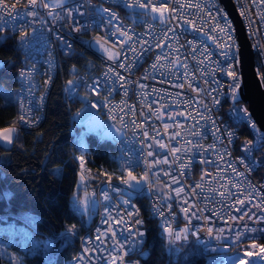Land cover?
<instances>
[{
  "label": "built area",
  "instance_id": "1",
  "mask_svg": "<svg viewBox=\"0 0 264 264\" xmlns=\"http://www.w3.org/2000/svg\"><path fill=\"white\" fill-rule=\"evenodd\" d=\"M232 1L264 90V0ZM125 3L135 0H36L35 5L31 0H0V16L10 20L0 33L19 54L17 119L11 125L17 133L43 120L60 59L76 55L80 65L68 67L62 84L64 99L80 103L70 125L78 135L102 139L105 130L117 135L114 177L98 170L87 179L85 156L75 154L77 183L69 206L80 227L45 236L43 244L51 246L63 237L77 240V250L64 264H142L148 252L146 234L138 235L145 228L135 200L144 198L159 223L167 258L194 243L203 264H264V252L252 247H264V232L252 231L264 229V175H255L264 164L253 163L264 161V141L257 147L264 133L238 88L237 100L231 99L233 77L228 72L235 73L239 86L241 75L230 18L218 0H152V6L168 9L164 22L151 7L135 11ZM17 13L23 20L14 18ZM22 27L30 41L26 46L20 40ZM104 49L119 53L117 60L108 59ZM82 109L94 115L93 127ZM244 145L252 149L250 157L241 150ZM129 173L143 177L145 184L134 189L122 183ZM122 237L129 238L123 247ZM133 239L142 243L126 254Z\"/></svg>",
  "mask_w": 264,
  "mask_h": 264
},
{
  "label": "trees",
  "instance_id": "2",
  "mask_svg": "<svg viewBox=\"0 0 264 264\" xmlns=\"http://www.w3.org/2000/svg\"><path fill=\"white\" fill-rule=\"evenodd\" d=\"M76 55L60 59L56 79L52 83L43 120L34 128L21 130L10 148L0 146V228L8 223L21 224L42 240L55 237L65 228L79 229L71 212L70 196L77 183L78 164L75 154L82 152L91 176L101 171L117 174L113 141L85 134L83 152L74 140L77 128L70 125V116L78 110V101L70 102L62 95V84L71 65L79 66ZM19 54L11 40L0 33V129L17 119L15 96L5 98L2 89L14 91L19 68ZM256 176L264 175L259 167ZM144 219L145 244L148 252L142 264H203V254L194 243L178 247L172 258L163 251L158 221L151 217L144 198L135 200ZM28 217L31 222L24 218ZM28 249L20 255L23 264H64L77 250V240L56 239L51 246ZM12 246L11 250H16ZM0 264H8L0 251Z\"/></svg>",
  "mask_w": 264,
  "mask_h": 264
},
{
  "label": "snow or ice",
  "instance_id": "3",
  "mask_svg": "<svg viewBox=\"0 0 264 264\" xmlns=\"http://www.w3.org/2000/svg\"><path fill=\"white\" fill-rule=\"evenodd\" d=\"M159 2L161 3H167V0H159ZM36 3V0H31V4L32 5H35ZM48 5L45 4V7H47ZM125 6L128 7V8H149L151 7V10L153 13H158L159 14V19L161 22H164L166 19H168L169 17L166 15L167 12H168V9L166 8H161V7H154L152 6V0H135V3L134 4H131V3H125ZM104 11H108L107 9H105ZM27 15H34V13H26ZM71 14V13H69ZM15 19L17 20H23V15L20 14V13H17L16 16L14 17ZM10 26V20H6L3 16H0V31L3 30V27H8ZM14 27V26H13ZM21 35H20V40H21V43H22V46H26L28 43H30V41L27 40L26 38V35L23 31V27L21 28ZM97 43L99 44V39H97ZM106 43V42H105ZM190 44L192 43L191 41L189 42ZM70 47V46H69ZM101 48H103V45H101ZM104 52L106 55H108V59L110 60H113V61H116L118 56H119V53H112V52H109L107 49H104ZM225 59H229V57L226 55ZM120 67H125V65L121 64ZM153 67H155V65H153ZM224 69L221 68V71H223ZM73 71H75V68H73ZM109 71H112V69L110 68ZM228 75L233 77V83L232 85L230 86L231 89H232V95H231V99L233 101H236L237 100V96H236V89L239 88V83L237 82V79H236V76H235V73L234 72H231L229 71L228 72ZM24 76V72L22 71L21 72V77L23 78ZM118 79L120 80H123L124 77L122 75H118ZM48 81H45V84H47ZM68 85H69V88L71 89L73 87V81L69 80L68 81ZM123 86V85H121ZM43 99V97H42ZM215 103L216 104H219L220 101L218 99H215ZM92 108H97V104L95 103H92ZM87 106H85V109H86ZM85 109H82V111L84 112V119L89 121L90 124L92 122H95V117L92 113L86 111ZM21 111H23V109H21ZM77 116H80L81 115V112H77L76 114ZM21 120L24 121L25 124H29V121L25 120L24 116L21 115L20 117ZM217 131H219V129H217ZM5 132L7 133L6 135H3L2 137H0V140H2L4 143L8 144V145H12L13 143L17 142L16 141V136H17V128L15 126L9 128V129H5ZM229 135L231 136L232 134L229 133ZM261 141H264V136H261L257 142V147L259 146V142ZM161 147H166V145L164 144H161ZM242 151L246 152L248 154V156L250 157L251 155V151L252 149L249 148L247 145H244L242 146L241 148ZM172 151H175V149H172ZM149 155H152V153L150 152ZM167 162V161H166ZM240 163H245V159L244 158H241ZM254 164H264V161H257V162H253ZM249 168L252 167L251 164L247 165ZM235 171V169H233ZM237 175H239V173H237ZM203 178V177H202ZM131 181H135L136 184L138 185L140 183V181H137L136 180V177L132 176L131 173H129V180L125 181V180H122L121 182L122 183H127L128 186L131 188L133 187ZM125 203H128V201H125ZM183 211L185 212V214H187L188 212V209L185 208L183 209ZM187 218V216H186ZM235 219V217H234ZM261 220H264V217H261L260 218ZM137 224L139 223H142L141 221L137 220L136 221ZM167 230V229H166ZM69 231H73L72 229H69ZM252 231H261V232H264V229H252ZM130 235L132 236H135L137 234H133L130 232ZM139 236L143 237L145 235L144 232H139L138 233ZM193 235H196V233L194 232ZM113 236L115 238V233H113ZM245 239H255V237H244ZM237 239L239 240L240 239V236L237 237ZM125 242H129V238L128 237H122L120 239V243H121V247H123V244ZM138 243H142V241H137L135 239H133L132 241H130V244H131V247H129L128 249H124L126 254H130L132 253L133 251H136V245ZM252 247H260V250L261 252H264V247H261L259 245H255L253 244ZM213 251H215V249H213ZM245 255H251V253H248L246 252ZM231 264H235V261H231ZM251 264H258V262L256 261H252Z\"/></svg>",
  "mask_w": 264,
  "mask_h": 264
},
{
  "label": "water",
  "instance_id": "4",
  "mask_svg": "<svg viewBox=\"0 0 264 264\" xmlns=\"http://www.w3.org/2000/svg\"><path fill=\"white\" fill-rule=\"evenodd\" d=\"M223 10L230 18L238 45V63L241 75L239 95L246 103L254 121L264 133V90L255 72L254 53L241 18L232 0H218Z\"/></svg>",
  "mask_w": 264,
  "mask_h": 264
},
{
  "label": "rangeland",
  "instance_id": "5",
  "mask_svg": "<svg viewBox=\"0 0 264 264\" xmlns=\"http://www.w3.org/2000/svg\"><path fill=\"white\" fill-rule=\"evenodd\" d=\"M50 5H55L57 2H50ZM129 10H135V11H143L144 8H128ZM2 94L5 98H11L15 96L14 91H7V90H1ZM96 124L94 122L92 124V127ZM12 126L5 127L0 129V137L3 135H6L5 129H9ZM18 134V133H17ZM18 136V135H17ZM16 136V138H17ZM115 138H117V135H115L110 130H105L103 132L102 139H108L110 141H114ZM74 140L76 142V145L85 152L86 150V143H85V137L84 135H78L75 134ZM13 145V144H12ZM12 145H8L4 143L2 140H0V146L4 148H10ZM89 172L87 171L85 175L87 176V179L91 177ZM127 180H129V177H127ZM137 181H140V183L137 185L135 181H131L134 189H140L144 184L145 180L143 177L136 178ZM28 222H31L32 220L28 217L24 218ZM12 246H16V250H11ZM37 248H42L43 251H46L43 247L42 240L39 237H36L32 235V233L25 228L21 224H14V223H8L0 228V251L3 255V257L6 259L8 264H23L20 259V255H22L23 251H27L30 249V251H33Z\"/></svg>",
  "mask_w": 264,
  "mask_h": 264
}]
</instances>
